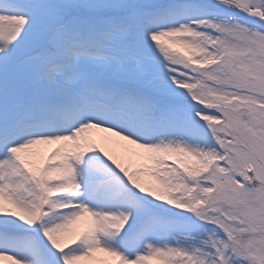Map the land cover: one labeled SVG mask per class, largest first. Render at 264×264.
I'll list each match as a JSON object with an SVG mask.
<instances>
[{
  "label": "snow or ice",
  "instance_id": "6c2138e0",
  "mask_svg": "<svg viewBox=\"0 0 264 264\" xmlns=\"http://www.w3.org/2000/svg\"><path fill=\"white\" fill-rule=\"evenodd\" d=\"M0 264H264V0H0Z\"/></svg>",
  "mask_w": 264,
  "mask_h": 264
},
{
  "label": "bare ground",
  "instance_id": "6f19581e",
  "mask_svg": "<svg viewBox=\"0 0 264 264\" xmlns=\"http://www.w3.org/2000/svg\"><path fill=\"white\" fill-rule=\"evenodd\" d=\"M94 136H102V135H106L103 133H93ZM114 141H117L116 143H112L109 145L110 149L114 152L115 155H117L118 157H123L125 155V151L123 148V145L125 144V142H120L118 141V138H113ZM128 162V161H125ZM136 161H132V163H135ZM83 226V225H81Z\"/></svg>",
  "mask_w": 264,
  "mask_h": 264
},
{
  "label": "rangeland",
  "instance_id": "374dc122",
  "mask_svg": "<svg viewBox=\"0 0 264 264\" xmlns=\"http://www.w3.org/2000/svg\"><path fill=\"white\" fill-rule=\"evenodd\" d=\"M126 143V142H125ZM137 163V161L135 162V163H133L134 165ZM144 163H150V162H144ZM146 178H148L147 176H146Z\"/></svg>",
  "mask_w": 264,
  "mask_h": 264
}]
</instances>
